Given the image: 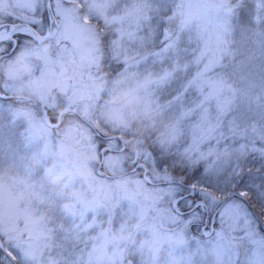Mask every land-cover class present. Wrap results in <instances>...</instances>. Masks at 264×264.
<instances>
[{
  "label": "snow or ice",
  "instance_id": "snow-or-ice-1",
  "mask_svg": "<svg viewBox=\"0 0 264 264\" xmlns=\"http://www.w3.org/2000/svg\"><path fill=\"white\" fill-rule=\"evenodd\" d=\"M36 39L53 48L51 59L43 57L41 79L65 66L71 78L40 119L24 114L29 144L52 127L59 133L61 112L66 118L84 109L87 148L99 161L113 160L126 153L133 120L174 114L176 131L192 129L198 144L150 146L131 157L137 174L151 173L171 194L168 238H190L192 253L201 246L222 252L225 235L239 230L243 256L226 252L231 264L264 259V0H25L23 14L0 21V61ZM14 88L0 89V111L10 113ZM117 94L127 107L114 102ZM208 141L231 159L207 167L181 163ZM49 148L59 150L65 166L83 167L66 141ZM87 212L80 209L81 219ZM71 239L62 228L2 216L0 264H84Z\"/></svg>",
  "mask_w": 264,
  "mask_h": 264
},
{
  "label": "rangeland",
  "instance_id": "rangeland-1",
  "mask_svg": "<svg viewBox=\"0 0 264 264\" xmlns=\"http://www.w3.org/2000/svg\"><path fill=\"white\" fill-rule=\"evenodd\" d=\"M6 1L10 11L20 15L25 11V0ZM4 2L0 0L1 6ZM104 23L111 22L105 18ZM52 53L50 42L40 46L29 44L10 60L15 66L0 63V89L6 84L15 85L9 93L15 96V100L8 101L10 113L6 109L0 111V217L15 215L18 222L27 219L34 226L70 232L72 245L83 252L84 264H231L226 252H239L242 258L243 238L239 230L225 235L222 252L201 246L197 253H192L190 238H184L183 242L169 239L172 222L167 202L171 194L165 195L166 190L160 187H149L142 171L119 177L131 165L122 155L103 161L98 169L101 161L86 146L80 131L83 123L64 118L66 111L63 115L60 113L59 133L52 127L30 144L25 140L24 114L40 119L46 103L52 101L54 106L60 101L71 78V68L65 66L55 68L54 75L41 79L40 69L46 63L43 57L51 59ZM131 86H135V82ZM25 97L31 101L20 99ZM122 104L127 107L123 101ZM14 115L16 122L12 123ZM78 115L86 122L84 109ZM159 116L153 113L132 121L128 157L135 152L139 156L149 147L146 140L150 136L141 134V130L151 129ZM105 123L110 121L105 120ZM176 128L177 125L163 133L169 144L176 145L181 137L186 138L190 149L198 144L197 134L192 129L181 126L177 132ZM53 141L57 146L65 141L72 146L83 165L79 172L62 163L64 157L59 150H50ZM212 154L216 157L211 165L226 164L231 159L230 153L218 154L211 141L199 144L197 151L187 155L201 161ZM147 177L150 182L157 180L151 173ZM31 206H35L36 211L26 218L23 210ZM82 207L88 208L83 219L80 217ZM18 210L20 214L16 215ZM258 264H264V259Z\"/></svg>",
  "mask_w": 264,
  "mask_h": 264
},
{
  "label": "trees",
  "instance_id": "trees-1",
  "mask_svg": "<svg viewBox=\"0 0 264 264\" xmlns=\"http://www.w3.org/2000/svg\"><path fill=\"white\" fill-rule=\"evenodd\" d=\"M67 117H71L73 119H76L78 120L79 122L81 123H85V120L80 117L78 114H74V115H67ZM157 123H155V125L149 129V128H144L142 129L141 131V134H144V135H149L150 137L146 140L147 144L149 147H156L157 149H164L165 151H167L168 149H171V148H174L177 144H179L181 141H186V138L185 137H181L180 140H178V143L176 145H173L172 144H169L168 143V138L166 136H163V133L170 127H173L175 125H177V119L175 117L174 114H171V113H164L163 115L159 116L157 119H156ZM130 148L128 147L127 148V151L126 153H124L122 156L125 157V162L128 163L129 165V162H131V158L127 156L128 154V150ZM135 156V154H134ZM138 156V155H137ZM216 157L215 154H212L211 157L205 159V160H201V161H196L195 158L191 157V156H188L187 154L186 155H182L180 157V161L182 164H184L185 166L187 167H193L194 165H201V166H209L210 163L212 162L211 160ZM125 173L120 175L119 177H128L133 173H136L133 169H132V166L129 165V168L126 169L124 171ZM143 173V171H142ZM141 174V173H140ZM159 181L156 180L155 182L149 184L148 186L151 187V188H154V187H159ZM169 192L166 191L165 195H168Z\"/></svg>",
  "mask_w": 264,
  "mask_h": 264
},
{
  "label": "flooded vegetation",
  "instance_id": "flooded-vegetation-1",
  "mask_svg": "<svg viewBox=\"0 0 264 264\" xmlns=\"http://www.w3.org/2000/svg\"><path fill=\"white\" fill-rule=\"evenodd\" d=\"M0 8L2 9V14L0 13V21H3L5 19H7L10 15H20V14H16V13H14V12H12V11L9 10L10 9V4L7 3L6 0L4 2V6H1V4H0ZM48 42H50V41H48ZM48 42H45L44 44H46ZM31 44L37 45L35 41L32 42ZM44 44H42V45H44ZM0 63H3L4 65H7V66H15V64H13L12 62H10V60L9 61H0ZM12 100H15V99L14 98H11V101Z\"/></svg>",
  "mask_w": 264,
  "mask_h": 264
},
{
  "label": "water",
  "instance_id": "water-1",
  "mask_svg": "<svg viewBox=\"0 0 264 264\" xmlns=\"http://www.w3.org/2000/svg\"><path fill=\"white\" fill-rule=\"evenodd\" d=\"M49 40H44V39H36L35 42L38 44V45H41L45 42H47ZM64 113V112H61V114ZM100 167V166H99ZM143 178L146 180V176L143 174ZM147 182H149L148 180H146ZM150 183V182H149Z\"/></svg>",
  "mask_w": 264,
  "mask_h": 264
},
{
  "label": "clouds",
  "instance_id": "clouds-1",
  "mask_svg": "<svg viewBox=\"0 0 264 264\" xmlns=\"http://www.w3.org/2000/svg\"><path fill=\"white\" fill-rule=\"evenodd\" d=\"M114 102H116V103H122L119 94H117V96L114 98ZM97 195H98V193H97Z\"/></svg>",
  "mask_w": 264,
  "mask_h": 264
}]
</instances>
